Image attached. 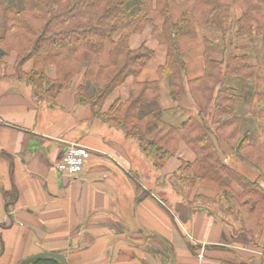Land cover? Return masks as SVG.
I'll return each mask as SVG.
<instances>
[{
    "label": "crops",
    "instance_id": "1",
    "mask_svg": "<svg viewBox=\"0 0 264 264\" xmlns=\"http://www.w3.org/2000/svg\"><path fill=\"white\" fill-rule=\"evenodd\" d=\"M148 29L149 45L139 35L130 43L132 50L145 45L155 53L137 81L159 83L161 118L178 127L198 117L199 110L187 85L176 102L166 80L158 78L165 48ZM207 34L214 41L212 57L220 60L223 43L215 31ZM180 47L185 80L202 76L201 39L181 41ZM8 60H12V70ZM101 62L106 64V54ZM5 63V68L0 66V264H20L40 253L61 255L67 264H264V233L254 219L241 212L244 230L230 227L214 209L213 215L195 210L192 198L187 201L182 188L170 179L182 162L196 159L184 142L152 174L153 162L142 161L136 141L94 118L90 106L79 103L76 95L83 78L76 75L48 107L35 103L31 89L13 78L15 56L10 55ZM48 75L54 78L55 70ZM237 87L246 95L253 82ZM132 89L129 77L106 99L102 112L127 100ZM236 112L243 126H255L248 103L237 105ZM71 143L91 153L75 179L61 176L56 169ZM219 143L224 164L250 180L257 177L253 165ZM231 188L240 193L234 183ZM194 196L214 199L220 189L214 182L199 181Z\"/></svg>",
    "mask_w": 264,
    "mask_h": 264
},
{
    "label": "trees",
    "instance_id": "2",
    "mask_svg": "<svg viewBox=\"0 0 264 264\" xmlns=\"http://www.w3.org/2000/svg\"><path fill=\"white\" fill-rule=\"evenodd\" d=\"M146 27L165 48L164 63L156 72L166 80L170 97L179 101L187 85L199 110L198 117L178 127L161 118L159 83L137 81L155 57L145 45L130 48L132 36ZM208 31H215L223 41L220 60L212 57L214 41ZM197 38L204 47V73L186 81L180 43ZM11 53L16 54L13 78L31 89L37 104L53 106L82 73L79 103L90 106L94 118L136 141L155 171L184 142L196 159L182 162L170 179L182 188L186 200L192 198L195 210L210 215L216 210L224 223L242 230L244 212L264 233V0H0L1 67ZM104 54L106 64L101 62ZM29 63L31 68L25 71ZM51 68L54 78L48 75ZM129 77L133 89L128 99L103 113L106 99ZM247 81L253 82V88L239 94L237 86ZM242 103L249 104L255 120L253 139L240 140L242 120L236 106ZM223 141L257 170L254 180L223 163L219 146ZM204 180L216 183L220 196L192 197L195 184ZM28 264L61 263L39 258Z\"/></svg>",
    "mask_w": 264,
    "mask_h": 264
},
{
    "label": "built area",
    "instance_id": "3",
    "mask_svg": "<svg viewBox=\"0 0 264 264\" xmlns=\"http://www.w3.org/2000/svg\"><path fill=\"white\" fill-rule=\"evenodd\" d=\"M90 150L76 143L68 144L56 166L58 173L68 179L78 177L90 157Z\"/></svg>",
    "mask_w": 264,
    "mask_h": 264
},
{
    "label": "rangeland",
    "instance_id": "4",
    "mask_svg": "<svg viewBox=\"0 0 264 264\" xmlns=\"http://www.w3.org/2000/svg\"><path fill=\"white\" fill-rule=\"evenodd\" d=\"M234 14H235V16H238V14H239V11L238 10H235L234 11ZM149 27H146L145 29H146V31H145V29H144V33L142 34H138L140 37H137V38H139V39H141V42H143L145 45H149V38H148V34H149V29H148ZM206 30V29H205ZM205 30H203V31H205ZM212 32V31H211ZM133 36H135V35H133ZM132 36V37H133ZM132 39V38H131ZM221 42L223 43V41L221 40ZM131 43V42H130ZM224 46V45H223ZM14 55L15 56V61H16V54L15 53H11V55ZM10 57V56H9ZM7 65H8V67L10 68V70H12V60H8L7 61ZM30 67H31V64H28V66H26L25 67V70H29L30 69ZM50 70H53V68H51ZM77 76H79L78 78L80 79V80H82V73H79ZM74 78H76V77H74ZM73 78V79H74ZM77 78V79H78ZM72 79V80H73ZM71 80V81H72ZM17 81V80H16ZM239 94H243V91L242 90H240L239 91ZM209 120H211V119H209ZM216 127H217V125L215 126V129H216ZM213 129V128H212ZM214 129V130H215ZM213 130V131H214ZM241 134H242V136L240 137V140H243L244 138H249V139H253V137H254V126H251V125H248V124H244V126H243V124H242V127H241ZM246 136V137H245ZM243 137V138H242ZM223 143H225L227 146H228V148L229 149H233L232 148V146L230 145V144H227L226 142H224L223 141ZM141 159H142V161H145V162H147V161H149V163H152V161H150V160H147L146 158H144L142 155H141ZM151 171H152V174L153 173H156V171L154 170V168L152 167V169H151ZM157 173H159V172H157ZM168 183V182H167ZM173 183H175V181L173 180ZM176 186H178V185H176ZM174 188V187H173ZM157 192H158V194L160 195V191L159 190H156ZM174 197H176L175 196V190H174V192H173V189H172V198L171 199H173Z\"/></svg>",
    "mask_w": 264,
    "mask_h": 264
},
{
    "label": "water",
    "instance_id": "5",
    "mask_svg": "<svg viewBox=\"0 0 264 264\" xmlns=\"http://www.w3.org/2000/svg\"><path fill=\"white\" fill-rule=\"evenodd\" d=\"M39 258H55L57 260L60 261L61 264H67L66 261L59 255L55 254V253H40L37 255H34L32 257H29L25 260H23L20 264H28L34 260H37ZM171 259L173 260V255H171ZM164 264H168L166 261H164ZM169 264H172V261L169 262Z\"/></svg>",
    "mask_w": 264,
    "mask_h": 264
}]
</instances>
